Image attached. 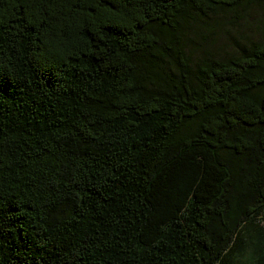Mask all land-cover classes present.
<instances>
[{
    "label": "trees",
    "instance_id": "obj_1",
    "mask_svg": "<svg viewBox=\"0 0 264 264\" xmlns=\"http://www.w3.org/2000/svg\"><path fill=\"white\" fill-rule=\"evenodd\" d=\"M0 264H264V0H0Z\"/></svg>",
    "mask_w": 264,
    "mask_h": 264
}]
</instances>
